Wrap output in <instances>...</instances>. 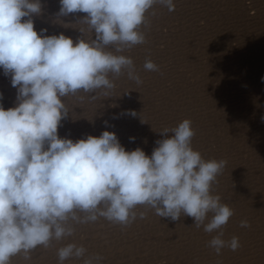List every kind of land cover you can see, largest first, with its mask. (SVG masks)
<instances>
[{
    "label": "clouds",
    "instance_id": "clouds-1",
    "mask_svg": "<svg viewBox=\"0 0 264 264\" xmlns=\"http://www.w3.org/2000/svg\"><path fill=\"white\" fill-rule=\"evenodd\" d=\"M59 3L58 17L87 14L80 21L86 29L80 31L91 32V39L74 43L63 33H38L33 16L42 13L41 0H0V69L11 77L18 101L7 110L0 105V264H12L18 255L32 264L34 250L74 237L77 224L102 217L126 227L137 219V206L172 221L191 217L197 229L216 233L208 247L217 255L224 248L236 251L238 237L223 239L234 209L213 194L227 162L205 160L193 148L190 119L162 129L164 138L155 142L151 156L139 147L126 151L107 130L76 141L58 135L69 114L62 98L97 90L110 97L116 87L110 74L126 73L138 86L143 83L133 59L120 53L144 44L145 14L156 4L174 11L173 0ZM143 68L159 71L150 59ZM139 217L144 219L145 212ZM240 226L250 224L242 220ZM87 251L82 244L66 243L56 251L57 264L73 258L102 264V256Z\"/></svg>",
    "mask_w": 264,
    "mask_h": 264
},
{
    "label": "rangeland",
    "instance_id": "rangeland-1",
    "mask_svg": "<svg viewBox=\"0 0 264 264\" xmlns=\"http://www.w3.org/2000/svg\"><path fill=\"white\" fill-rule=\"evenodd\" d=\"M173 3L175 10L171 12L166 6L154 5L145 14L149 26H141L146 42L120 53L133 59L143 83L138 86L126 73L118 78L110 74L116 85L110 97L97 90L62 98L69 114L61 121L58 135L76 141L88 135L99 137L107 130L117 135L126 151L139 147L151 156L155 142L164 138L159 133L162 129L190 119L195 129L193 148L205 160L227 162L213 194L220 195L222 203L235 213L224 229L223 239L230 240L235 230L243 244L250 240L249 235H259L257 231L264 229V0ZM41 4L42 13L33 16L38 33L40 29H47L48 36L63 33L74 43L84 37L91 39V32L85 31L83 35L80 31L86 29L80 23L86 13L58 17L59 0H41ZM108 47L114 51L112 46ZM146 59L158 65L159 71L144 70ZM17 103V88L12 87L11 77L0 69V105L7 110ZM134 210L137 219L126 227L102 217L75 225L74 237L53 242L48 249L34 250L32 264H57V249L71 242L82 244L87 254L102 256V264H202L213 256L208 241L216 233H205L202 227L198 230L191 217L172 221L160 218L145 206ZM140 212H145L144 219L139 217ZM242 220H247L250 227H241ZM254 252L252 256L256 255ZM259 252H264V248ZM242 256L230 250L228 257L232 264L256 263L243 253ZM14 263L25 264L20 255L12 258ZM65 264H82V260L73 258Z\"/></svg>",
    "mask_w": 264,
    "mask_h": 264
},
{
    "label": "bare ground",
    "instance_id": "bare-ground-1",
    "mask_svg": "<svg viewBox=\"0 0 264 264\" xmlns=\"http://www.w3.org/2000/svg\"><path fill=\"white\" fill-rule=\"evenodd\" d=\"M223 13V12H222ZM235 15V14H234ZM252 15V14H251ZM249 17H250V15H249ZM34 18V17H33ZM46 18V17H45ZM220 19V18H219ZM253 19V18H252ZM210 21V20H209ZM37 24V23H36ZM42 24V23H41ZM38 25V24H37ZM214 26V25H213ZM185 27V26H184ZM227 27H229V26H227ZM37 28V27H36ZM255 31V30H254ZM179 32H181V31H179ZM182 34V33H181ZM257 36V35H256ZM183 39V38H182ZM260 40V39H259ZM171 41V40H170ZM247 42V41H246ZM200 43V42H199ZM229 44V43H228ZM193 45V44H192ZM189 46V45H188ZM251 49V48H250ZM255 50V49H254ZM203 52H204V50H202ZM241 51V50H240ZM189 52V51H188ZM190 53V52H189ZM243 53V52H242ZM194 54V53H193ZM221 55V54H220ZM253 55V54H252ZM241 56V55H240ZM260 56V55H259ZM241 60V59H240ZM248 61V60H247ZM181 62V61H180ZM206 62V61H205ZM242 62V61H241ZM250 63V62H249ZM174 64V63H173ZM214 66V65H213ZM260 66V65H259ZM237 69V68H236ZM219 89V88H218ZM215 93V92H214ZM262 116V115H261ZM249 117V116H248ZM227 118V117H226ZM243 118V117H242ZM225 120V119H224ZM231 121V120H230ZM259 120H257V122H258ZM199 124V123H198ZM228 129V128H227ZM257 130V129H256ZM203 134V133H202ZM260 140V139H259ZM252 162V161H251ZM261 163V162H260ZM259 163V164H260ZM264 164V163H263ZM242 166V165H241ZM245 170V169H244ZM257 170V169H256ZM264 172V171H263ZM260 174V173H259ZM264 175V174H263ZM264 177V176H263ZM248 184H250V183H248ZM247 184V185H248ZM254 185V184H253ZM262 185V184H261ZM255 186H256V184H255ZM258 186V185H257ZM256 186V187H257ZM235 188V187H234ZM250 189V188H249ZM260 189V188H259ZM264 189V188H263ZM261 192V191H260ZM256 195V194H255ZM233 196V195H232ZM240 196V195H239ZM257 196V195H256ZM251 197H252V195H251ZM259 197V196H258ZM230 198V197H229ZM247 198H249V197H247ZM246 199V198H245ZM234 200H236V199H234ZM243 200V199H242ZM259 200V199H258ZM232 201V200H231ZM228 202H229V200H228ZM238 202V201H237ZM230 203V202H229ZM230 204H232V203H230ZM246 205V204H245ZM255 205V204H254ZM235 206V205H234ZM239 206H241L240 204H239ZM244 206V205H243ZM236 207V206H235ZM249 206H247V208H248ZM239 208H241V207H239ZM244 208V207H243ZM242 208V209H243ZM254 208V207H253ZM256 208V207H255ZM237 209V207L235 208V210ZM241 211V210H240ZM255 211H258V209L256 208V210ZM259 212V211H258ZM242 213V212H241ZM262 213V212H261ZM245 214V213H244ZM254 214H256V212L254 213ZM264 214V212L262 213V215ZM242 215V214H241ZM257 215V214H256ZM253 216V215H252ZM147 217V216H146ZM235 217V216H234ZM233 218V217H232ZM262 218V217H261ZM231 219V218H230ZM249 219V218H248ZM258 219H260V218H258ZM263 219V218H262ZM262 219H261V222H262ZM165 220H166V218H165ZM235 221H237V220H235ZM258 221H260V220H258ZM194 222V221H193ZM234 222V221H233ZM232 222V223H233ZM160 223V222H159ZM231 223V222H230ZM239 223V222H238ZM169 224V223H168ZM168 224H166V225H168ZM234 224H235V222H234ZM147 225V224H146ZM159 225V224H158ZM264 225V224H263ZM188 226V225H187ZM260 226H261V223H260ZM235 227V226H234ZM249 228V227H248ZM253 228H255V227H252V229ZM258 228V227H257ZM150 229V228H149ZM190 229V228H189ZM236 229V228H235ZM162 230H164V229H162ZM199 230V229H198ZM247 230V229H246ZM255 230V229H254ZM262 230H264V229H261V230H256L258 233H259V231H260V233H259V235H254V234H252V235H249V238H250V240H248V242H246V243H243L242 244V241H240L241 240V236H239L238 238H239V243H240V247L235 251V252H238L239 253V255H240V257L242 256V253L244 254V257H250L249 258V260L250 259H252V261L254 260V261H256V263L255 264H264V252H259V249H263L264 248V232L262 231ZM148 231V230H147ZM233 231V230H232ZM232 231H230V233L232 232ZM189 232V231H188ZM229 232V231H228ZM228 232H225L226 234L228 233ZM242 232V231H241ZM172 233V232H171ZM187 233V232H186ZM215 233V232H214ZM229 233V234H230ZM238 232L236 231L235 232V230H234V232L232 233V235L233 236H235L236 234H237ZM245 233H246V231H245ZM249 233V232H248ZM251 233H254L253 231H251ZM258 233H256V234H258ZM199 235V234H198ZM241 235V234H240ZM175 236V235H174ZM242 236L244 237V235H243V232H242ZM187 237V236H186ZM139 238V237H138ZM176 238V237H175ZM223 238H225V237H223ZM245 238V237H244ZM188 239V238H187ZM228 239V238H227ZM230 239H231V237H230ZM262 239H263V242H262ZM186 240V239H185ZM226 240V239H225ZM242 240H243V238H242ZM245 240V239H244ZM72 241V240H71ZM180 242H181V240H179ZM178 241V242H179ZM247 241V240H246ZM183 242V241H182ZM190 241H188V243H189ZM198 242V241H197ZM186 243V242H185ZM175 244H176V242H175ZM157 245V244H156ZM177 245V244H176ZM187 244H185V246H186ZM189 246V245H188ZM58 247V246H57ZM182 247H183V244H182ZM261 247V248H260ZM179 249V248H178ZM177 249V250H178ZM211 249V248H210ZM257 249H258V252H257ZM133 250V249H132ZM144 250V249H143ZM180 250V249H179ZM213 250V249H212ZM252 250H255V252L254 253H256V255L255 256H252ZM191 251V250H190ZM199 252V251H198ZM184 253V252H183ZM229 254H230V250L228 249V248H224V249H222L221 250V254L220 255H217L216 253H215V251L213 250V252H212V255L213 256H209V257H207L205 260L206 261H204V263H202V264H232V258H230V257H228L229 256ZM169 255V254H168ZM201 255V254H200ZM206 255V254H205ZM236 255V254H235ZM56 256V255H55ZM201 256H203V255H201ZM236 256H238V255H236ZM161 257V256H160ZM160 257H159V259H160ZM191 256H189L188 257V259L190 258ZM193 257V256H192ZM231 257H233V256H231ZM239 257V256H238ZM243 257V256H242ZM19 258V257H18ZM50 258V257H49ZM174 259V258H173ZM182 259V258H181ZM243 259V258H242ZM56 260V259H55ZM153 260V259H152ZM152 260H151V262H152ZM184 261H185V258L183 259ZM183 260H181V261H183ZM248 260V259H247ZM192 261H195V260H192ZM198 262H200L199 260H197ZM53 262H54V260H53ZM187 262V261H186ZM245 262H247V261H245ZM145 263V262H144ZM194 263V262H193ZM15 264V263H14ZM187 264V263H186ZM234 264H237V262L235 261V263ZM238 264H242V261H238ZM244 264V263H243ZM245 264H247V263H245ZM251 264H254V263H251Z\"/></svg>",
    "mask_w": 264,
    "mask_h": 264
}]
</instances>
